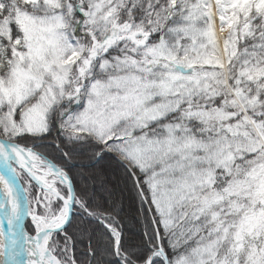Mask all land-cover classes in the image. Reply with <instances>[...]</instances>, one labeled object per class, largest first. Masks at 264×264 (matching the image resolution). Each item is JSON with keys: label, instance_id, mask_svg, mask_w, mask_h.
<instances>
[{"label": "snow or ice", "instance_id": "obj_1", "mask_svg": "<svg viewBox=\"0 0 264 264\" xmlns=\"http://www.w3.org/2000/svg\"><path fill=\"white\" fill-rule=\"evenodd\" d=\"M0 264H264V0H0Z\"/></svg>", "mask_w": 264, "mask_h": 264}]
</instances>
